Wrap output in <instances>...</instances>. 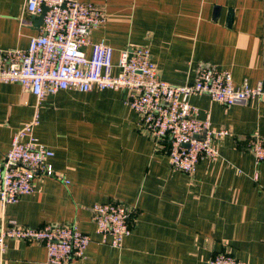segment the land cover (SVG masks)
I'll return each instance as SVG.
<instances>
[{
	"label": "crops",
	"instance_id": "1",
	"mask_svg": "<svg viewBox=\"0 0 264 264\" xmlns=\"http://www.w3.org/2000/svg\"><path fill=\"white\" fill-rule=\"evenodd\" d=\"M79 1L105 12L89 38L112 48L114 65L123 49L148 46L160 78L175 85L192 82L202 63L230 71L236 84L264 81V0ZM38 15L26 0H0V49H27L43 25ZM127 94L68 89L38 103L19 83H0V159L38 113L33 134L53 151L54 170L36 175L15 203L0 202V229L74 223L90 242L82 258L62 264H208L219 252L264 264V161L246 147L249 136L264 135V102L191 96L196 117L228 134L214 139L218 156L189 174L170 166L166 140L139 129ZM110 201L136 209L118 249L102 242L91 211ZM0 264L52 263L42 241L6 239Z\"/></svg>",
	"mask_w": 264,
	"mask_h": 264
},
{
	"label": "built area",
	"instance_id": "2",
	"mask_svg": "<svg viewBox=\"0 0 264 264\" xmlns=\"http://www.w3.org/2000/svg\"><path fill=\"white\" fill-rule=\"evenodd\" d=\"M43 7L47 10L41 31L30 37L27 49H0V83H19L38 103L60 90H127L125 103L138 114L139 129L156 140L168 142L167 155L174 170L194 173L199 160L218 156L214 139L228 134L225 129L212 128L209 117H196L197 108L189 102L191 96L205 94L227 106L264 102V81L250 85L244 79L236 84L230 71L209 63L199 66L192 82L169 83L160 78L148 46L123 49L114 65L112 48L89 38L90 31L106 19L102 9L79 0H26V10L32 14H40ZM88 46L90 55L85 52ZM115 67L117 73L113 72ZM38 122V113H34L13 134L10 148L0 159L3 204L15 203L21 195L31 193L36 175L54 174L49 162L53 151L33 134ZM246 147L256 161H264V135L249 136ZM91 211L102 242L121 248L124 238L131 233L136 209L110 201L94 203ZM6 239L42 241L47 262L52 264L82 258L90 242V237L74 223L2 227L1 253ZM208 264L247 263L219 252Z\"/></svg>",
	"mask_w": 264,
	"mask_h": 264
},
{
	"label": "water",
	"instance_id": "3",
	"mask_svg": "<svg viewBox=\"0 0 264 264\" xmlns=\"http://www.w3.org/2000/svg\"><path fill=\"white\" fill-rule=\"evenodd\" d=\"M46 10H47V8H46V7H43L42 12L38 15V21H39V23H42V21H43V16H44Z\"/></svg>",
	"mask_w": 264,
	"mask_h": 264
}]
</instances>
